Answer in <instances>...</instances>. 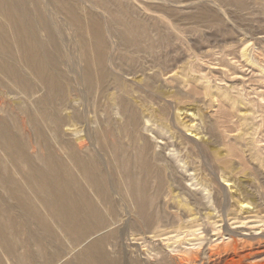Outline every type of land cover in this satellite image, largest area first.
Returning a JSON list of instances; mask_svg holds the SVG:
<instances>
[{
  "label": "rangeland",
  "instance_id": "1",
  "mask_svg": "<svg viewBox=\"0 0 264 264\" xmlns=\"http://www.w3.org/2000/svg\"><path fill=\"white\" fill-rule=\"evenodd\" d=\"M24 1L30 17L37 20L31 29L36 45L53 57L51 66L66 88V97L69 94L66 105L57 106L58 113L85 115L79 133L69 126L57 130L41 118L45 134L41 137L21 107L40 115L37 101L46 94L47 86L28 69L15 44L11 53L2 51L3 57L26 70L38 89L27 95L0 70V116L38 164L49 167L42 159L48 151L47 138L66 142L83 136L90 140L84 151L98 153L93 117L96 88H90L85 79L89 54L84 46L92 39L91 20L102 27L113 79L119 80L133 103L140 106L143 98L140 131L161 155L157 163L169 178L164 192L160 196L152 192L155 196L150 198L157 212L162 209L167 214V221L149 229L138 222L137 229L143 230L140 234H131L127 227L118 238L119 245L117 240L109 241V256L119 257L120 264H264V0ZM61 2L67 8L75 7L80 23ZM132 24L150 26L155 45L143 44V51L123 46L115 30ZM6 30L12 42L13 28ZM119 57L124 58L123 63ZM132 59L136 64L128 70ZM108 88L116 91L114 84ZM180 90L183 93L175 94ZM179 104L186 108L179 112ZM112 118L115 123L123 120L118 105L112 106ZM23 119L28 133L22 128ZM197 131L199 135H195ZM202 135L206 141L198 138ZM210 145L215 147L213 156L207 150ZM5 156L0 150V160ZM21 165L27 171L26 165ZM154 183L152 180L153 187ZM0 189L6 194L1 185ZM115 197L122 203L118 192ZM190 198L199 204L185 206ZM124 213L128 220H139L132 206L125 207ZM3 222L0 217V225ZM28 229L41 233L53 249L51 237L39 222H29ZM28 229L11 235V240L28 239ZM88 241L81 245L64 241L67 256L60 264L70 260L78 264L76 257L91 243ZM27 246L37 248L34 243ZM2 253L0 247L4 264L16 263L17 255Z\"/></svg>",
  "mask_w": 264,
  "mask_h": 264
},
{
  "label": "bare ground",
  "instance_id": "2",
  "mask_svg": "<svg viewBox=\"0 0 264 264\" xmlns=\"http://www.w3.org/2000/svg\"><path fill=\"white\" fill-rule=\"evenodd\" d=\"M61 7L68 10L75 22H81L74 6L67 8L62 3ZM2 17L4 20H0V70L18 83L27 95L38 92L33 82L27 78L26 70L2 55V51L11 53L15 44L20 49L28 69L34 71L42 84L47 86L46 94L37 101L36 109L40 115L26 106H22L21 111L26 113L41 137H45L40 126L41 118L53 123L57 130L69 126L75 128V133H79L78 125L85 121V115L75 111L61 115L58 113L57 106L66 105L69 94L66 97V88L51 66L53 57L42 53L36 45L31 29L37 20L30 17L26 2L0 0V19ZM39 21L43 24L44 18L41 16ZM146 25L132 24L115 31L120 34L123 46L143 51L141 45L151 47L156 42L151 38V27ZM9 26L13 28L12 42L6 30ZM88 26L92 39L85 42L84 46L86 55L89 54L86 58L85 79L90 88H96L93 117L97 123L95 139L98 153L91 151L92 154H87L84 151L90 140L83 136L66 142L59 138H53L51 141L46 136L45 145L48 151L42 159L49 167L45 169L32 158L26 144L19 141L5 118L0 116V150L6 154L5 160H0V185L6 191L4 194L0 189V217L4 221L0 225V247L2 254L17 255L16 263L12 264H60L67 256L64 241L81 245L90 238H93L88 241L91 243L76 257L78 264H120L119 257H111L108 254L107 246L110 240H117L116 244L119 245L118 238H121L123 230L129 226L131 234H140L143 230L137 229L138 222L142 226L146 223V228L149 229L159 221H167L164 218L167 214L163 213L162 209L157 212L158 208L155 210L156 206L153 207L150 198L155 194L160 196L164 192L169 178L165 168L157 163L162 159L161 155L152 149L149 138L140 131V108L143 107V98H140V106L128 99V91H125L118 79H113L112 70L110 71V66L107 65V45L102 27L94 19ZM119 58L123 63L124 58ZM135 64L136 60L132 59L126 69H131ZM152 82L147 83L150 85ZM111 84L115 85L116 91H110L108 86ZM181 92L183 93L180 90L175 94L179 95ZM146 96L153 98L150 94ZM179 98L175 97L176 100H180ZM113 105H118L123 116V120H117V123L112 118ZM185 108L186 106L182 107L180 104L177 106L179 112ZM103 113L105 118L102 117ZM21 123L23 130L28 133L24 119ZM199 134V131L195 133ZM204 136L198 138L204 140ZM212 148L215 147L210 145L207 150L213 156ZM192 152L196 155L200 153L199 150ZM111 153L115 156L114 159ZM22 163L26 165L27 171L22 169ZM1 168L6 171L3 172ZM226 176V173L222 174L229 183L230 179ZM151 179L155 182L154 187L151 185ZM218 187L220 193L221 188ZM116 192L120 194L122 203L115 197ZM152 192L155 194H151ZM179 203L183 204L181 200ZM184 204L189 206L199 203L190 198ZM128 206L134 208L138 221L128 220L127 214L124 213L125 207ZM190 210L193 208L190 207ZM32 221L39 222L51 237L53 249L49 248L41 233L28 229L29 222ZM27 229L28 239L19 242L11 240V235L21 234ZM32 243L37 246L36 250L28 248L27 245L31 246ZM22 247L25 249L20 250ZM75 263L76 261L70 260L65 264ZM0 264H4L1 258Z\"/></svg>",
  "mask_w": 264,
  "mask_h": 264
}]
</instances>
